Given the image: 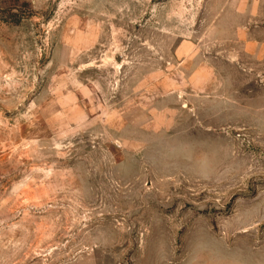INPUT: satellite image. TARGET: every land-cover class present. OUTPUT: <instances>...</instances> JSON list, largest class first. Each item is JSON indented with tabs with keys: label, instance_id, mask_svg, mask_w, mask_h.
<instances>
[{
	"label": "rangeland",
	"instance_id": "1",
	"mask_svg": "<svg viewBox=\"0 0 264 264\" xmlns=\"http://www.w3.org/2000/svg\"><path fill=\"white\" fill-rule=\"evenodd\" d=\"M0 264H264V0H0Z\"/></svg>",
	"mask_w": 264,
	"mask_h": 264
}]
</instances>
